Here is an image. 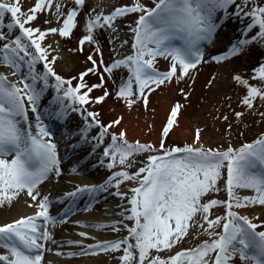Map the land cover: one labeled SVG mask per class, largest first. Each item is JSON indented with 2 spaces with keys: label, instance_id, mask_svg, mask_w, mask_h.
Instances as JSON below:
<instances>
[{
  "label": "snow or ice",
  "instance_id": "1",
  "mask_svg": "<svg viewBox=\"0 0 264 264\" xmlns=\"http://www.w3.org/2000/svg\"><path fill=\"white\" fill-rule=\"evenodd\" d=\"M72 2L74 7L67 13L61 12V5L56 6L57 15L62 19L61 27L42 31L25 25L37 18V12L45 8L50 9L51 0H37L27 13L22 12L20 0H0V41H5L0 46V64L12 68L14 76L19 75L25 67L27 69L19 81L22 87L9 83L7 77L0 74V205L6 201L11 202L26 190V195L33 202H37L40 209L34 216L22 217L0 226V247L8 253L0 255V264H42L44 244L41 241L52 239L47 230L49 222H56L55 218L49 215L52 202L48 196L40 198L38 191V186L49 178L50 173L57 177L62 175L57 144L52 140L51 131L41 123L43 117L39 111L40 101L49 88H52L56 95L48 107L59 105L58 110L53 113L54 119L66 118L70 109L72 112H81L83 118L89 121L77 133L81 142L73 145L74 149L90 143L88 133L93 128L98 129V134L92 137L94 143L89 156L104 143L105 137L110 136L111 142L102 153L103 158L108 161L107 169H113L117 163L130 166L129 158L135 154L162 153L149 155L146 165L134 174L117 171L100 185H80L65 194V198L84 194L95 196L112 187L117 189L113 195L122 200L127 199L131 205L130 209H124V212L130 214L121 213L123 218L120 221L103 226L119 231L117 224L123 225L124 220L134 221V227L124 225L130 234L129 237L89 245L88 249H82L81 254H88L90 249L120 251L124 245L123 255L120 257L124 264H133V261H137V264H184V261L188 264H233L237 257L241 264H264V230H258L264 229V224L254 222L258 217L250 219L234 210L255 205L264 206V136L253 143L244 144L239 149L229 147L220 151L188 145L167 149L163 138L157 149L151 144L138 141L129 143L124 132L110 133L109 129L119 125L120 119L104 125L98 119L99 113L87 111L83 107L91 103H103L110 94L106 89L102 96L92 98L89 95L94 89L104 87L103 75L99 84L89 86L85 82L84 78L89 73L97 72V61L93 55L90 54L87 58L93 67L81 73L78 77L79 83L73 86L72 80L77 78L64 79L51 66L57 59L52 57L49 60L51 45L42 47L41 42L49 34L70 37L77 26L76 17L85 6V0ZM249 4L252 5L250 9ZM137 12L142 14L132 29L134 42L131 47L134 54L117 59L110 66H103V72L109 76L116 69H127L129 76L122 79L116 96L118 99H124L129 106L135 103L136 95L147 105L146 90L155 91L166 82H172L174 77L179 81L189 76L190 70L204 61L205 53L201 45L210 42L226 20L235 18L243 22L247 19L248 23L241 31L243 38L233 42L225 53L212 56V60L217 63L229 60L242 54L245 47L252 44L264 46V6L259 5L257 0H156L152 8L140 4L137 0L135 5L117 7L107 15L86 14L88 19L84 27L87 34L80 39L79 50L83 51L86 42L97 43L94 29L107 27L115 33L117 29L114 27V21L117 18ZM6 13H10L12 22L4 25ZM5 27L9 33L18 27L19 34L7 40L3 32ZM175 40H180L182 47L174 46ZM123 43L126 44L127 41ZM95 51L99 53V47H96ZM158 57L171 59L167 71L156 69L155 61ZM40 63H43V71L37 72L36 65ZM100 63L103 64V61ZM50 78H54V84L49 83ZM233 78L246 89L244 105L251 108L253 100L264 99V89L249 84V81L240 75ZM252 79H259L264 83V64L254 69ZM38 84L40 87H37ZM181 93L183 94V89ZM66 100H70L71 104L65 105ZM77 104L81 107L77 108ZM181 107L182 105L177 103L172 108L167 125L162 130V137L169 135ZM29 111L35 115L37 121L34 126L30 122ZM235 115L239 117L242 114ZM101 163L103 164V160ZM224 168L227 171L225 191L228 200L212 199L202 203L201 199L206 194L219 191L217 181L221 178V170ZM72 171L75 174L79 169L74 167ZM134 180H138L139 186L130 189V198L126 193L118 191L124 181ZM237 189L252 190L255 195L240 196ZM219 206L226 209L225 215L210 219L211 210ZM197 215L203 220L200 227L207 224L205 231L210 236H216V239L205 241L195 249L182 250L167 260L158 256L150 258V250H170L181 241L188 234L189 222H194ZM40 219L44 222L43 227L37 223ZM172 221L174 225L170 224ZM213 228H222V232L209 231ZM79 235L87 238L86 233L81 232ZM130 239L134 240L135 244L129 243ZM133 249L138 251V257ZM91 254L96 253L92 251ZM212 254L214 259H211Z\"/></svg>",
  "mask_w": 264,
  "mask_h": 264
},
{
  "label": "bare ground",
  "instance_id": "2",
  "mask_svg": "<svg viewBox=\"0 0 264 264\" xmlns=\"http://www.w3.org/2000/svg\"><path fill=\"white\" fill-rule=\"evenodd\" d=\"M70 3L66 7V10H68L70 7H74L72 0H68ZM88 1V0H87ZM123 1L126 3L127 6H133L132 3H130L128 0H106L108 4V8L113 11L115 9V6H118L119 2ZM90 6L86 4L82 11L79 12L78 16L76 17V27L73 29L70 37H60L58 34H49L45 37V39L41 42L42 47H47L48 45H51V49H49V57L52 59V57H56V61L54 65L56 66L57 70L62 73L66 79H71L73 77L77 79L72 80V84L76 85L79 83L78 77L81 73L87 71L89 68H92L93 65L90 61H88V56L91 54L93 55V58L97 61V72L95 74L89 73L84 79L85 82L91 86L94 84H99L101 82L100 77L101 75L104 76V87L94 89L89 95L92 98L102 96L107 89L110 93L107 98L103 101V103H91L90 105H86L88 109H90L92 112L99 113L98 119L102 124H110L112 121H115L117 119H120L119 125H114L110 129L115 130L116 132H124L125 138L128 140H134V141H151L153 144H157L161 141L162 137V130L167 125L168 118L170 117V113L172 108L176 105L175 95L178 92L180 88L184 89H191V86L194 85V82H196L195 77L198 75V69L201 67L205 70L202 74V83L196 86L197 89V95L193 101V106H197V104L200 102V98H203V95L207 91V89H211L214 92V95L211 98H214L216 94H219L220 96L218 99H221L223 97V94L227 95L229 91H231L232 85L234 86L236 81L234 80L235 75L242 76V72H244L246 68V64L244 61H246L247 57H250L252 54V47L246 46L245 50L242 54L232 57L229 60L222 61L220 63L215 62L211 59L212 56H217L225 53L232 45L233 42H235L238 39L243 38L241 34L236 33L233 35V29L231 30V24L232 20H226L223 23V26L219 29V31L214 35L213 39L210 42H205L201 46L203 48V51L205 53L204 55V61L201 62L197 69H191L189 76L184 77L183 79L177 81L174 77L172 82L168 83L166 82L164 85L160 86L159 88H156L155 91H151L147 95L148 103L145 105L142 102V99L136 95L135 96V103H133L131 106L127 104V102L124 99H118L116 96V88L114 84L115 82L121 77V75L124 77V75H128V71L125 68H120L114 70L111 75L103 72V66L104 65H111L112 62H114L117 59H122L128 55H133L134 51L131 47L132 43L134 42V33H131V29L134 24L133 20L130 18L129 14L123 17L118 18L115 20L114 27L117 29L115 33H113L110 29L107 27L103 29H94V37L97 41L96 44L92 43H85L83 45V51H80V45L79 41L80 39L87 34L86 28L84 27L85 21L88 19V16L86 14H91L92 11H95L96 14L104 13V6L98 5L96 1L89 0ZM156 0H141L142 5L155 6ZM103 4V3H100ZM94 9V10H92ZM142 14V13H141ZM60 20V22H58ZM45 21H50V23H45ZM118 23V24H117ZM231 23V24H230ZM41 26V30H47L53 27L59 28L62 26V19H57L55 22H52L51 19L49 20H36L34 22V26L37 27ZM230 25V26H229ZM227 27V30L230 32L227 34L225 31V28ZM38 35V34H37ZM123 41H127L126 44L123 43ZM174 42L173 45L176 47H182V42L179 40L178 43ZM99 47L100 51L97 53L95 51V48ZM101 56V60L103 61V64L100 63V58L98 56ZM158 59H156L157 61ZM163 64L162 67H157L156 69L158 71H167L170 68L171 65V59L168 58L167 63H161ZM156 65V64H155ZM9 68H6V71H9ZM123 71V72H122ZM179 75V69L178 73ZM136 91L135 84H134V92ZM230 93V92H229ZM65 105H69L66 103ZM44 106L40 105L39 111L42 114V124L45 125L49 130L52 129V127L59 123L60 119H54L52 114L58 110L59 105L54 109L55 111L52 112L51 115L49 113L44 112ZM190 107L186 106V108L183 110L179 116V118H176V121L173 125V128L170 130L169 135L166 137L167 140H180L181 142H193L194 135H193V129L191 128L190 124H192L189 120V115L193 112H189ZM189 112V113H188ZM70 114V110H68V114ZM193 115H196L194 113ZM32 116H34L33 113H29L30 122L32 125L36 124V121L32 120ZM64 119V118H61ZM74 122L76 125L71 127L72 134L71 136H78L76 135L81 128H83L84 124L81 122L80 118H75ZM166 124V125H165ZM98 134V129L91 134L88 135V140L90 141L89 144L81 147V150H85L87 152L92 151V137L96 136ZM80 138V137H78ZM205 143L207 140H204ZM81 139L77 142L80 143ZM73 144V145H77ZM72 149H74L72 147ZM58 152V157L59 151ZM64 152H61L62 154ZM89 153L87 154V158L91 160H96L100 157V155L103 153V148L96 149L94 154L89 156ZM11 159V157H9ZM83 161V160H82ZM101 162H98V165L100 166ZM79 169V172L77 173L76 177L82 173H84V166L80 164L79 161H73L72 163L63 164V166H60L61 171H72L73 168ZM87 173H90L94 175L95 173L92 172L91 168H87ZM49 175H55L54 173H50ZM112 173L108 174L105 178V180L111 176ZM61 176V175H60ZM51 177H57V176H51ZM104 180V181H105ZM102 184V183H101ZM75 190V189H74ZM38 191L40 193V198L43 196H48L49 200L52 202L49 206V215L51 217L56 216L57 209L54 207L53 204L58 203L57 200H54L53 198H50L48 195L49 191H56L58 193H67L69 190H64V187L59 185L57 182H54L52 180L47 181L46 183H42L38 186ZM241 196H246L244 190L240 191ZM113 195V194H112ZM106 192H102L99 194H96L95 196H89L87 194L84 195H78L75 197L72 201L68 203V201H65L64 205H67L65 213H69L70 211L77 208L79 201L82 199V197H87L86 200V206H92L94 205V201L102 199V202L107 207L110 208L109 212L113 214H117L122 217L120 214L124 213V215L130 214V212H124V207L119 205L122 201L118 202L114 196H112ZM65 197V195H63ZM247 196H253V193L247 195ZM66 199V198H63ZM28 198L25 192L19 194L17 197L11 200V202H5L3 205H0V226H3L4 224H7L9 221L20 219V215H24L26 211H24V207L28 205ZM59 204V203H58ZM63 206V204H62ZM19 208H22L21 210ZM19 209V210H18ZM18 211V212H17ZM56 212V213H55ZM62 214V213H60ZM239 214L241 215H247L250 219H253L255 217H258L259 219H254V222L264 224V206L255 205L251 206L249 208H244L239 210ZM66 215V214H65ZM20 216V217H19ZM64 217V216H59ZM56 221L55 223L49 222V228L47 229L52 237L49 241H41V243L44 244L43 249V260L42 264H57L52 259L46 257L44 255L45 251H57L60 254H63L65 257L62 262L63 264H101V262L109 261L108 264H124V262L120 259V257L123 255V247L120 251H108L104 252L99 249H90L88 250V254H90L92 251L100 252L98 256H90L89 260H85L82 258V249H88L89 245H96L100 242H107V241H114V240H121L120 237H117L115 239H109L105 237L103 231L104 225H109L113 221H109V219H104L103 217H97L94 219H85L83 221V224H85L86 227H88L92 232H95L99 238L93 243H86L83 244V247L80 249H74L71 247H67L66 245H62L60 242L57 230L55 229L56 226L63 227L65 229H71L70 227L66 226L68 218H65L64 220ZM123 218V217H122ZM8 220V221H7ZM38 221H43L42 219ZM63 221V222H61ZM124 225H127L129 228L132 227L134 224L131 222L129 224H126L123 222V225L117 224V227L120 228V230H126L124 228ZM100 226V227H97ZM258 230H264V229H258ZM72 231V230H70ZM108 231V229L106 230ZM120 232V231H119ZM55 241V243H53ZM68 242H72L68 238ZM2 250H5L6 254L7 250L0 247ZM4 252V251H3ZM69 253H74L75 255L69 256ZM1 255V253H0ZM91 260V261H90ZM233 264H241L239 258L237 257Z\"/></svg>",
  "mask_w": 264,
  "mask_h": 264
},
{
  "label": "rangeland",
  "instance_id": "3",
  "mask_svg": "<svg viewBox=\"0 0 264 264\" xmlns=\"http://www.w3.org/2000/svg\"><path fill=\"white\" fill-rule=\"evenodd\" d=\"M93 1H96L98 5H103L105 7L104 13H103L104 15H107L112 12L107 7L108 4L106 0H93ZM128 1L132 3L133 5L137 3V0H128ZM36 2L37 0H20V6L22 8V12L27 13L28 10L31 9L35 5ZM138 2L141 4V0H138ZM237 2H240V0H237ZM257 2L259 5L264 6V0H257ZM69 3L70 2L68 0H51L50 9L45 8L43 11L37 12L36 13L37 18L34 21H32L30 24H26L25 26L40 29L41 26H38V25L37 27L34 26V22L38 19L40 20L51 19L52 22H55L57 19H59L57 15L56 6L58 4L61 5L62 6L61 12L67 13L72 8L70 7L68 10H66V7L69 5ZM88 3H90L89 0L88 1L85 0V5ZM100 3H103V4H100ZM88 5L90 6V4ZM124 5H126V3L123 1H120L118 6H115V8L124 6ZM144 6L148 8L154 7V5H151V6L144 5ZM251 7L252 5L249 4L248 8L250 9ZM91 15L95 16V11H92ZM139 15H141V13L139 12L129 14L130 18L134 22L133 26H131L132 29L136 26V21ZM21 19H23V16L21 17ZM231 20H232V24L230 23L231 26L230 25L229 26L231 27V30L233 29L232 30L233 35L236 33L241 34L242 29L248 23L247 19H245L243 22L235 18L230 19V21ZM10 22H12L10 13H6L3 23L4 25H7ZM114 25H115V21H114ZM132 29L130 30L131 33L133 32ZM225 31L227 34L230 32L229 30H227V27L225 28ZM3 32L7 40H11L16 35L19 34V28L16 27L11 33H9V30L5 27L3 29ZM178 41L179 40H175L173 41V43L175 42L177 44ZM4 42L5 41H0V46H2ZM249 46L252 47V51H251L252 54L250 55V57L246 58V61H244L246 64V68L244 72H242L243 75L241 77L243 79H247L249 81V84L253 86L261 87L262 89H264V83H262L259 79H252L254 69H257L261 64H264V46H262L261 44H252ZM30 51H34V49H30ZM98 57L101 60V56L99 55ZM157 59L158 60L155 61L156 68L162 67L163 64L161 63H167L168 61V58H163V57H158ZM49 60H51L50 57H49ZM51 66L53 67L54 71L58 75L66 79L65 76L57 70L54 64H52ZM6 68H9V67L4 64H0V74L5 75L9 83H16L18 86L22 87V85L19 84V81L22 79L24 73L26 72L27 70L26 67L23 69V71L19 75H15V76L12 74L13 72L12 68H10L9 71H6ZM195 69H197V67ZM36 71L37 72L43 71V63L36 65ZM204 71L205 70L202 67L198 69V75L195 77L196 82H194V85L191 86V89H184L183 94H182L181 93L182 88H180L175 95L176 104L179 103L180 105H182L178 113V116L176 118H179V116H181L180 114L184 112L183 110L186 108V106L190 107L189 112L191 111L193 112V114L196 113V115H193L192 113L189 115V120L191 119L190 122L192 123L190 124V126L193 129V135H194L193 142L191 141L181 142L180 140H170V139L167 140L166 137H161L164 140L165 148L171 149L172 147H177V146L183 147L185 145H188V146H192L193 148L202 147L205 150L213 149V150L223 151L229 147H232L233 149H239L244 144L253 143L257 139L264 136V99L256 98L252 102L253 106L251 108L247 107L246 105L243 104V98L246 95V89L245 87L241 86L237 81L234 86L232 85L231 91H229L230 93L228 92L227 95L223 94V97L221 99H218V97L220 96L219 94H216L214 98H211L214 95V92L211 89H207V91L203 95V98H200V102L197 104V106L195 107L193 106L194 104L193 101L197 95V89H198L196 86L202 83L203 81L202 74ZM128 76L129 74L127 76L124 75V77L121 75L119 79H126ZM115 80H117V78L114 79V84L116 88L115 93H117L118 87L122 80H118L117 82H115ZM49 83L54 84L55 83L54 78H50ZM73 86L75 85L73 84ZM37 87H40V85L38 84ZM148 93L149 92L146 90L147 95ZM62 94L63 93L61 92L60 95ZM54 95H56L54 90L52 88H49L46 94L42 97L40 101V105H43V103H45L44 112L49 113V115H51L52 112L55 111L54 109L57 107V105L51 108L48 107ZM64 103L65 104L68 103L70 105L71 101L66 100ZM75 106L77 108L81 107L78 104ZM83 107L86 108L87 111H91L90 109L87 108L86 105ZM29 113L31 112L29 111ZM236 113H241L242 115L237 117L235 115ZM84 115H86V112H84ZM224 117H227V119L225 120ZM75 118H78V119L80 118L81 122L84 125L89 122L83 118V115H81V112H72L70 110V114L67 115L66 118L60 119L59 123H56L52 127V129H50V131L52 133L53 142L57 144V150L59 151V155H60L59 159L61 161L60 166H63V164L72 163L73 161H79L80 164L84 166L85 171L84 173L76 177L77 173L74 174L71 171L65 170V171H62V175L59 177H51V176H56V175H49V178L43 183H46L47 181L52 180L54 182H57L59 185L63 186L64 190H69V192H72L77 186H80V185H89V186L100 185L101 183L104 182L106 176L110 173L113 174L117 171H127L129 174H134L138 171L140 167L146 165L147 157L149 155L162 154L161 152H157V153L143 152L140 154H135L129 158L130 166H127V165L122 166L117 163V165L113 169L109 170L106 168V164L108 163V161L103 158L102 154L96 160L94 159L91 160L86 157L89 152L85 150H81L80 149L81 147L72 149L73 144H77V142L81 139V138H78L80 137L79 135L77 137L71 136L73 135L71 131V127L76 125V123L74 122ZM32 120L36 121L35 115L32 116ZM104 125H108V124H104ZM96 130L97 129L93 128L88 133V135L91 134L92 132L95 133ZM33 131L35 132V127H33ZM109 132L119 134L118 132L112 129H109ZM197 132H199V140H197ZM126 140L129 143L137 142L134 140H128V139ZM204 140H207V142L205 143ZM110 142H111L110 136L105 137L104 143L101 144L96 149L103 148L104 150V148ZM140 143L151 144L154 148L158 149L161 141L158 142L157 144H153L151 141H143ZM61 152H64V153L60 154ZM101 160H103V164L101 163L99 166L98 162H101ZM88 167H90L92 172L95 173L94 175L87 173L86 170ZM221 171H222V176L217 181V188L219 189V191L210 192L209 194H206L201 199L202 203H206L212 199H216L218 201L228 200L227 192L225 191L227 171H226V168L222 169ZM137 186H139L138 180L124 181L120 185L118 191H120L121 193H126L127 197L130 198L132 196L130 189L137 187ZM242 190H244L246 196L251 193L255 195V192H253L252 190H247V189H237L236 190L237 194L241 196L242 192L240 191ZM115 191H117V189L109 187L106 193L112 195V193ZM25 193H26V190H25ZM65 194H66L65 192L64 194L58 193L56 191L48 192V195L50 196V198L57 200L59 203V204L58 203L53 204L54 207L57 209L56 211L57 213L55 212L56 216L54 217L55 220L59 221L58 219L60 218L59 217L60 215L64 216V217H61L60 220H64L65 218H68L69 220L67 221L66 226L70 227L71 228L70 230H72L70 231L69 229H65L60 226H56V225L54 226L55 229L57 230V233H58V236H59V239L62 245H66L67 247L69 246L74 249H80L83 247V244H86L89 242L94 243L97 240V238H99L95 232H92L88 227L85 226V224H83V221L85 219H94L97 217H103L104 219H109V221L116 220L110 223L109 225L117 223L118 221L122 219V217L120 218V216L117 214L112 215V213L109 212L110 208L107 207L108 205L102 202V199H99V200L96 199V201H94V205L86 206L85 203H86L87 197H82V199L79 201L77 208L70 211L69 213H65L66 214L65 215L63 212L65 211L68 203L74 199V198L63 199L65 198L63 196ZM112 196H114V198L118 202L122 201L121 203H119V205L124 207V209L125 208L130 209L131 205L128 204L127 199L122 200L119 196H115V195H112ZM27 198H28L29 204L23 208L24 211H26V213L24 215H20L21 218L34 216L40 210L37 206V202H33L31 198L28 196ZM63 200L68 201V203L64 205L65 201ZM29 205H32V206L30 207ZM19 209L21 210L22 208H19ZM234 210H236L239 213L240 209H234ZM225 213H226V209L223 206L215 207L211 210V214L209 218L214 219L216 216L225 215ZM15 220H18V219H15ZM15 220L9 221L8 223H12ZM123 222L126 224H129L132 222L134 224V221L124 220ZM37 223L41 224L43 227V224H44L43 221L37 220ZM189 223H190V226H189L188 234L181 241L177 242L170 250L164 249L159 252H157L154 249L150 250V254H149L150 258H154L158 256L161 259L167 260L171 256H175L177 253L181 252L182 250L195 249L198 246H200L202 243H204L205 241L211 242L213 239L217 238L214 235L210 236L208 232L205 231V229L207 228V224H204L203 227H200V224L203 223V220L199 215H197V217L194 218V222H189ZM49 224L50 223H48L47 225V229L49 228ZM170 224L174 225V221L170 222ZM132 227H134V225ZM107 229L108 231H106ZM119 231H113L111 227H106L104 228L103 233L105 237L109 239H115L117 237H120L119 239H124V238L129 237L130 235L127 230H119ZM209 231L213 233H219V232H222V228H213ZM81 232L86 233L87 238L79 235V233ZM68 238L72 240V242H68L67 241ZM129 243L135 244V241L130 239ZM5 252H6L5 250H2L0 248L1 255H6ZM133 252L138 257V251L136 249H133ZM99 253L100 252H96V254H91V253L82 254V258L88 261L90 256H98ZM44 255H46V257L52 259L53 261H55L57 264H63L62 260L65 258L63 254H60L57 251H45ZM211 259H214V254H212ZM108 263L109 261L107 260L104 262H101V264H108ZM133 264H137V261H133ZM184 264H188V262L184 261Z\"/></svg>",
  "mask_w": 264,
  "mask_h": 264
}]
</instances>
